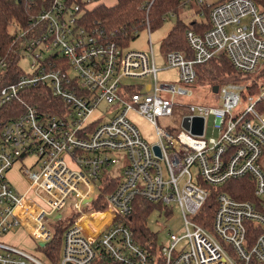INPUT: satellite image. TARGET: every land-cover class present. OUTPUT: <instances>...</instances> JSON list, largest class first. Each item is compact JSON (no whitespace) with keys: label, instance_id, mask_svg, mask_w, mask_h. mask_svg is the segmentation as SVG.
I'll use <instances>...</instances> for the list:
<instances>
[{"label":"built area","instance_id":"built-area-1","mask_svg":"<svg viewBox=\"0 0 264 264\" xmlns=\"http://www.w3.org/2000/svg\"><path fill=\"white\" fill-rule=\"evenodd\" d=\"M24 1L33 11L28 27L17 32V65L31 58L30 72L19 66L11 75L15 80L0 86V264H52L47 255L4 237L24 229L34 248L43 250L53 240L45 222L70 199L79 217L63 232L58 264H264V85L251 91V83L223 79L217 93L222 106L190 105L188 128L183 118V128L173 133L156 125L157 117L174 109L161 92L192 91L159 83L152 45L145 52L111 41L96 22L86 21L92 0ZM182 9L193 16L185 32L190 51L172 50L165 57L180 81L194 83L196 67L219 55L227 56L238 77L262 69L264 9L254 0H182L164 19L179 18ZM145 22L150 32L148 16ZM9 70L10 60L0 55V74ZM246 88L248 105L235 117ZM36 93L51 99L39 106ZM132 110L156 125V143L128 118ZM209 115L220 129L216 137L206 136ZM122 158L121 176L102 179ZM29 159L30 168L23 170L27 188L20 193L7 174ZM115 179L117 186L104 192ZM236 179L253 185L254 199L220 192L205 226L210 216L201 211L211 188ZM137 198L177 204L185 233L169 231L167 243L154 253L141 246L131 228ZM99 201L105 210L94 209ZM106 213L102 224H85V218Z\"/></svg>","mask_w":264,"mask_h":264},{"label":"rangeland","instance_id":"rangeland-1","mask_svg":"<svg viewBox=\"0 0 264 264\" xmlns=\"http://www.w3.org/2000/svg\"><path fill=\"white\" fill-rule=\"evenodd\" d=\"M116 2L117 0H92L91 3H89L88 8L92 10L99 5L110 7L116 4ZM190 12L194 14L193 10H190ZM189 14V9H182L179 10V18H167V20L164 21L160 26L152 27L150 32L148 27L144 28L142 31L138 32L137 37L132 39L128 46L125 47L128 49L150 52V45H152L157 66L161 69V71L158 73L159 83L175 84L192 91L191 95H180L178 93L173 94L171 91L161 92V95L164 99H167L173 103L174 109L171 115L157 117L156 125L173 133H177L183 128L182 121L183 118L189 113L187 109L190 105H202L209 108H220L222 106V101L219 99L218 94H215L212 91L213 83L209 80V76L201 70V67H196L198 78L194 83L190 84L180 81L179 70L177 68H166V53L162 46L163 39L167 36L169 31L173 29L178 20L188 25L191 21V18L193 17ZM31 61L32 59L29 57L23 58L19 61V66L25 73L30 72ZM262 67H264V64ZM260 74L257 72L254 75L245 77L239 75L238 77L235 73H233L221 78V81L222 79H236L242 80L243 83H251L252 85L256 81L261 84L262 78L259 79ZM262 74L264 75V73ZM126 82L136 83L135 80L131 79H127ZM250 93L251 92H249L247 88L244 91H241V101L239 106L233 110V115L235 117L242 114L246 109L248 105L246 97L250 96ZM255 95H257V93ZM29 98H31V96ZM124 99L129 101L127 96H125ZM105 106L106 104H103L100 108ZM128 118L137 126L142 136L149 143L153 144L159 140L156 125L153 124L148 118L138 114L134 110L128 112ZM205 126L207 137H216L219 134L220 129L215 126L213 115L208 116ZM122 160L123 158L120 162L114 163L111 167H109V171L104 173L102 179H106L108 177H120L123 170ZM31 162L32 159L16 162L7 174L10 183L13 185L15 190L20 193L25 192L27 188L28 181L26 173H24L23 170L29 169ZM193 171L196 173V167L193 168ZM100 183L101 181H99V184ZM28 197L41 203L33 193H29ZM98 203H100V201ZM149 205L151 206V209L149 215L147 216V226L149 230L155 234L156 245L158 247L167 243L169 231H176L180 236L185 233L182 215L177 204H172L170 207L160 205L159 203H149ZM86 212L91 213L93 210L86 209ZM58 214H62V219L58 220L56 218ZM78 217L79 216L73 206V199H70L60 211H58L53 216H49L50 219L46 221L45 224L46 227L52 231L54 238L58 229L62 227L65 228ZM88 220L98 222L100 225L102 224L103 219L100 215H96L95 217H87L84 220L85 224L89 222ZM4 240L7 243L16 244L23 249L37 253L42 257H46L47 255L42 249L39 248L38 245L34 248V239L29 237L28 233L24 229H19L17 232L5 236ZM182 244H184V241H182L181 245Z\"/></svg>","mask_w":264,"mask_h":264},{"label":"trees","instance_id":"trees-1","mask_svg":"<svg viewBox=\"0 0 264 264\" xmlns=\"http://www.w3.org/2000/svg\"><path fill=\"white\" fill-rule=\"evenodd\" d=\"M151 1L152 0H117L116 4L110 7L99 5L87 12L86 21L89 23L96 22L111 41L119 43L122 47H127L129 42L137 37L138 32L146 28L145 20L147 16L150 29L160 26L166 21L164 17L169 12L176 11L182 0H154L149 11H147V4ZM254 1L264 9V0ZM32 11L33 8L24 0H0V55L10 60L9 74L6 76L0 74V86L5 85L8 81L11 82L15 80V77L11 75L19 68V65H17V58L19 56L17 50L19 51L21 48L19 47L20 43L16 42L17 32L19 29L28 27L27 22ZM193 24L196 25V23ZM187 28L188 25L182 21H177L173 29H171L163 39L162 46L165 53L172 50L183 52L190 51L185 37ZM200 67L201 70L209 76V80L213 83V86L218 85L221 78L235 73V69L225 55H219ZM258 72L259 74L261 73L259 79L262 78V82L261 84L257 81L254 82L251 86V91L257 90L261 85H264V75L262 74L264 73V67ZM2 76H4V78H1ZM48 99H51L49 94L46 96L36 93L35 97H33V102L39 106L46 105ZM245 181L244 179L231 180L223 186L211 188L208 202L201 211V216H210L209 223L208 225L205 224V226L209 227L211 225V216L215 209L217 195L220 192H227L234 198L240 200L254 199L253 185L252 187H246ZM117 184V179L112 180L110 187L105 189L104 192L112 191ZM105 207V205L98 202L94 204L95 210H105ZM150 209L151 206L148 202L137 198L131 218V228L134 231L135 240L141 246L154 253L157 250L156 236L147 226V216L149 215ZM108 214H110V212ZM108 214L106 213L100 216L104 219ZM199 221L202 222V219H199ZM67 227L68 225L65 228L62 227L58 229L52 242L43 248V251L47 254L52 264L59 263L63 232Z\"/></svg>","mask_w":264,"mask_h":264},{"label":"water","instance_id":"water-1","mask_svg":"<svg viewBox=\"0 0 264 264\" xmlns=\"http://www.w3.org/2000/svg\"><path fill=\"white\" fill-rule=\"evenodd\" d=\"M218 90H219V86H218V85H214V86L212 87V91H213L215 94L218 93ZM197 122H200V123H201V122H202V119L197 118ZM183 127L188 128V119H187V118H184ZM194 132H196V133H201V128L198 129V130H195ZM154 149L156 150L157 153H159V151H158V147L155 146ZM60 217H61V215L59 214V215H58V218H60Z\"/></svg>","mask_w":264,"mask_h":264},{"label":"crops","instance_id":"crops-1","mask_svg":"<svg viewBox=\"0 0 264 264\" xmlns=\"http://www.w3.org/2000/svg\"><path fill=\"white\" fill-rule=\"evenodd\" d=\"M8 235H10V234H8ZM7 236V235H6Z\"/></svg>","mask_w":264,"mask_h":264}]
</instances>
